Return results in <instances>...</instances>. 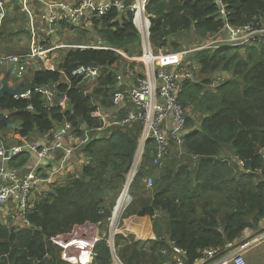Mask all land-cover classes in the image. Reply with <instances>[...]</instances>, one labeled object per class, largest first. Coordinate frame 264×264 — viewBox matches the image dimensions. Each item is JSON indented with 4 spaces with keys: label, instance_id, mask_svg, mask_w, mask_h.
I'll list each match as a JSON object with an SVG mask.
<instances>
[{
    "label": "trees",
    "instance_id": "1",
    "mask_svg": "<svg viewBox=\"0 0 264 264\" xmlns=\"http://www.w3.org/2000/svg\"><path fill=\"white\" fill-rule=\"evenodd\" d=\"M13 1L14 8L0 24V57L30 51L16 53L19 46L14 41L31 35L27 12L18 0ZM120 1L128 5L124 12L112 7L89 19L85 26L92 28L85 30L95 32L106 46L140 55L141 37L129 7L134 0ZM33 2V8L40 3ZM223 3L232 25L264 19V0ZM147 10L152 18V44L169 53L195 41H206L226 24L217 0H151ZM61 23L73 32L79 30L66 21ZM75 34V41L84 39L81 32ZM185 60L195 79L182 83L179 102L188 111L192 132L184 141V153L174 150L164 166L154 164V142L147 144L132 189L142 201L137 216L158 213L154 222L158 237L139 241L132 234H118L115 246L125 264H159L163 260L161 250L170 240L188 251L192 264L202 257L204 249L224 248L242 237L246 229H259L264 219V44L200 49ZM90 62L103 66L94 84L73 73ZM37 67L30 79L17 77L15 86L25 88L34 83L39 89L28 96L6 94L0 98L1 132H15L21 139L18 146H22L27 141L37 143V139L70 123L72 135L89 138L78 148L89 160L66 180L52 183L50 190L36 192L24 219L13 208L9 210L11 214L0 221V264H72L63 259L62 247L50 238L86 223L108 225L142 131L140 122L104 127L94 115L111 108L115 92L122 90L118 77L120 72L125 74V59L114 49L71 47L53 69ZM219 76L222 79L214 84ZM49 85L55 86L54 102L66 95L72 110L51 104L41 90ZM126 113L122 109L119 118ZM4 140L8 143L6 135ZM224 152L227 155L222 157ZM229 152L236 157L231 159ZM30 158L31 153L23 150L8 161L9 168L28 173ZM150 163L158 166L159 172H154L157 167H150ZM153 173L155 188L151 198H145L140 191ZM36 174L46 176V172ZM17 219L22 225L16 224ZM108 236L96 245L92 264H112ZM69 257L78 260V256ZM169 257L171 254L165 258Z\"/></svg>",
    "mask_w": 264,
    "mask_h": 264
},
{
    "label": "built area",
    "instance_id": "2",
    "mask_svg": "<svg viewBox=\"0 0 264 264\" xmlns=\"http://www.w3.org/2000/svg\"><path fill=\"white\" fill-rule=\"evenodd\" d=\"M33 1L34 0H21V5L30 18V32L33 38V43L29 49L30 51L24 54H8L1 56L0 74L3 72L4 64L13 66V71L19 78H22L27 69H29L36 61H38L37 66L44 69L54 68V65L50 64V60L51 54L57 46H49L48 39H43L40 42L37 41L38 24L36 19L37 16L33 8ZM150 1L151 0H136L129 5L131 11L134 13L133 22L141 37L143 50L140 55H130L122 49H115L106 46L102 41H99L97 44L64 45L66 47H80L83 49L111 48L120 54L125 60H130L135 64H142L144 67V71L139 73L134 67L129 70L130 74L138 76V83L136 85L130 87L128 90H118L115 92L113 96V106L116 108V113L111 120L106 118V115L103 113L105 112L104 110H98L94 113L96 117L103 121L104 127H109L114 124H131L133 122H140L142 124V131L139 137L136 156L127 176L128 190L139 171L146 146L150 141L154 142L155 145V151L153 153V161L155 165L164 166L165 159L171 155L174 150H180L181 155L184 153V141L187 135L192 132V129H190L187 122L189 115L188 111L179 102V94L184 81L195 79L194 71L188 68L185 60L186 57L184 56H187L196 50L205 48L219 49L245 46L248 44H264V22L262 20H253L242 26L232 25L226 19L227 13L223 0H217V2H221L222 4L220 12L226 20L224 28L219 33L221 34L224 32L221 39L209 43H203L192 49H183L176 53H169V51L164 50L163 48L156 51L151 42L152 18L147 10V5ZM10 3V0H0V24L7 14ZM45 5V18L50 27L57 24L61 17L69 24L79 26L83 22V19L89 20L94 16L99 17L112 7H116L120 12H124L128 6L125 2L120 0H107L103 3H99L97 0H76V3L72 5L62 2ZM165 58H175V60L164 61ZM73 73L84 80L96 81L101 74V69L87 64L78 67ZM53 91L48 88L45 90L51 104L63 108L68 107V97L65 95L55 103L53 100ZM23 96H28V94ZM122 109H126L127 113L126 116L120 119L118 112ZM71 130L72 126L70 123L64 124L61 126V132L56 133L54 141L48 143L41 149L38 148L37 143H26L22 146L13 145L12 157H15L23 150H28L30 153L36 154L39 158L51 157L54 151L59 148H63L65 154L60 159L61 162L52 167L48 176L43 179H41L35 171L19 174L18 172L11 170L9 167H1L0 217L3 211L6 209L9 211L13 208L16 214H18L21 219H24L38 184L42 181H48L51 184L57 182L56 177L62 173L68 163L69 157L73 155L78 147L73 144L64 145L63 140L76 137L71 134ZM1 138L2 135L0 134V155H4L5 150ZM84 142H89V138L79 139L78 145L81 146ZM262 154L264 157V151ZM5 162H8V159L5 158ZM145 182L147 188H151L154 184L152 177H148ZM157 216L158 213L154 215V217ZM110 224L111 232L108 237V243L112 251V260L114 264H124L120 259L115 246V234L121 232V228L118 226L120 229L117 227L116 231L113 232V227L115 225L114 219H111ZM95 227L97 228L94 224L75 226L71 232L59 236H52L50 240L54 244L62 247L65 260H72L73 264H92L96 255L95 247L103 239V236L106 235L100 233L99 236L98 230L95 229ZM84 231H96V234L90 237L89 251L91 262L76 261L69 257L73 255V257L77 258L78 253L75 251L77 246L72 244L74 242L71 243L72 245L68 246V244L72 239H76V237ZM232 244L233 243H228L227 246H231ZM249 245L250 242L246 241L235 249L232 254V262L234 264H249L245 256V249ZM70 247L72 250H70ZM202 253V257L204 258L214 257L219 253V248H206ZM161 254L163 256L171 254V257L165 259L160 264H168L170 260L175 264H189L188 251L179 247L174 241L170 240L168 246L161 250ZM201 260H203V258Z\"/></svg>",
    "mask_w": 264,
    "mask_h": 264
},
{
    "label": "crops",
    "instance_id": "3",
    "mask_svg": "<svg viewBox=\"0 0 264 264\" xmlns=\"http://www.w3.org/2000/svg\"><path fill=\"white\" fill-rule=\"evenodd\" d=\"M41 2L38 3L34 11L37 16V28H38V33H37V41L40 42L43 39H48V45L51 47L57 46V48L52 52L51 54V60L50 64L55 65L60 62V59L62 55L65 53V51L69 48L64 45H81V44H97L101 38L98 37V35L95 32H87L86 30L91 29L92 25L90 26H85L89 25L90 21L83 19V22L79 26H75L77 31L73 32L69 30L68 28L65 27L61 22H65L63 18L61 17L58 21L57 24L53 25L50 27L48 25L47 19L45 18V13H46V5L49 3H56V2H62V3H67L68 5H72L76 3V0H40ZM99 3L106 2L107 0H97ZM136 1V0H134ZM11 3L8 6L7 13L10 12L14 8V1H10ZM18 2L21 4V0H18ZM13 3V4H12ZM43 3V5H42ZM34 4V2H33ZM2 22V21H1ZM86 29V30H85ZM76 32H81L82 38H84L81 42H77L74 40V37L77 36L75 34ZM82 32H86V35H83ZM220 33V32H219ZM218 33V34H219ZM217 34V35H218ZM30 38L28 39L26 36H23L20 39H16L14 41V44H17L19 47L17 48L16 53H21L28 51L31 48V45L33 43V38L32 34L30 32ZM69 42H74V44H69ZM6 45V42L2 44V50H4V47ZM154 46V45H153ZM142 47V46H141ZM143 48V47H142ZM154 48H156L154 46ZM1 50V51H2ZM156 50V49H155ZM160 50V48L158 49ZM156 50V51H158ZM37 62L36 61L32 66H30L29 69L25 72L24 76L27 78H31L32 75L34 74V71L39 69L37 67ZM125 65H126V71L125 74L123 72H120L119 74V86L122 87V90H128L130 87L136 85L138 83V76L134 74H130L129 70L134 67V69L137 70L139 73V70L137 68V63H133L130 60H125ZM13 66L9 64H4L3 65V72L0 74V79L12 69ZM225 74V73H224ZM15 79V80H14ZM17 78L16 73L13 71L11 74V84L16 85L17 84ZM114 107V106H113ZM126 111V109H125ZM0 133L2 136L5 133H2L0 130ZM57 132H54L51 135H45L42 136L40 139H37V143L43 147L47 145L48 142L53 140L52 138L55 139V135ZM6 135V140L8 144H13L14 146L18 145V142L21 141L20 136L17 135L15 132H10L8 135ZM51 139V140H50ZM54 141V140H53ZM79 138L74 137L73 139H67L63 140L64 145L66 144H73L78 148L80 146L78 145ZM23 142V141H22ZM28 143V141H27ZM32 143V142H31ZM77 149L73 153L72 156L69 157L68 163L66 164L64 170L62 171L61 174H59L56 178L58 183L60 181H64L69 177L71 173L78 172L82 169V166L86 161H88L89 156H87L84 153L78 152ZM65 150L63 148H59L54 151V153L51 155V157L47 158H39L36 156V154L31 153V158L28 164V169L29 171H40V173H45L46 176H48L50 170L52 167L58 165L61 161L60 159L64 156ZM63 155V156H62ZM225 155V153H223ZM231 158V157H230ZM59 159V160H58ZM232 159V158H231ZM48 166V167H47ZM52 166V167H51ZM39 176V175H38ZM40 177V176H39ZM43 179V177H40ZM51 189V183L48 181H42L38 184L37 190H40V192L48 191ZM37 192V191H36ZM34 195V194H33ZM8 214H11L10 211H5L2 212V215L0 217V221H4L6 219V216ZM134 214V217L131 218L132 222L127 225L125 223V229L130 228L131 225L133 227H137L138 230L141 232H146V233H155L154 231V225H153V219L150 216H137ZM93 229V228H90ZM129 231H133V229H128ZM127 230V231H128ZM96 231H84L82 234L76 237V239H72L70 241L69 245H76L77 249L75 250L78 253V260L83 261V262H90L91 261V255H90V237L92 235H95ZM79 239V240H77ZM246 241L250 242V245L245 249V256L249 262V264H264V219L260 222L259 229H246L239 239H237L231 246H226L224 248L219 249V253L215 255L214 257L210 258H204L201 257L197 259L194 263L192 264H234L232 262V254L235 251L236 248H238L240 245L245 243ZM74 242V243H72ZM72 243V244H71ZM70 250L72 248L70 247ZM112 254V251H111ZM79 255L81 256V260L79 258ZM120 257V256H119ZM166 256H163V260L160 262L162 263L166 258ZM203 258V260H201ZM121 259V258H120ZM123 262V261H122ZM189 262V261H188ZM124 263V262H123ZM159 263V264H160ZM112 264H114L112 260ZM125 264V263H124ZM168 264H175L172 260ZM190 264V263H189Z\"/></svg>",
    "mask_w": 264,
    "mask_h": 264
},
{
    "label": "rangeland",
    "instance_id": "4",
    "mask_svg": "<svg viewBox=\"0 0 264 264\" xmlns=\"http://www.w3.org/2000/svg\"><path fill=\"white\" fill-rule=\"evenodd\" d=\"M263 22H264V19L262 20ZM223 35H224V32L223 33H221V34H218V35H213V36H209V38L206 40V41H204V42H199V41H195L192 45L191 44H188V46L186 45V47L184 48V49H187V48H195L196 46H199V45H201V44H203V43H209V42H212V41H214V40H219V39H221L222 37H223ZM248 45H250V44H248ZM245 46H247V45H245ZM156 50H158L157 48H155ZM189 56V54L187 55V56H184V57H186V59H187V57ZM183 57V58H184ZM164 61H167L166 59L164 60ZM138 66H137V68H138V70H139V72H143L144 71V67H143V65L142 64H137ZM210 76H212L211 74H209L208 75V77H210ZM222 78L219 76V77H217V79L216 80H214V84H216V83H218L220 80H221ZM15 80V79H14ZM85 81H87V80H85ZM97 81V80H96ZM96 81H93V82H91L92 84H94ZM92 86H94V85H92ZM17 87V86H16ZM88 93V92H87ZM105 115H106V118L108 119V120H111L112 118H113V116H114V114L116 113V108H114L113 106L111 107V108H107V111H105V112H103ZM77 151L79 152V149H77ZM264 151V148L262 149V152ZM225 153V152H224ZM228 153V152H227ZM231 153H232V151H231ZM230 152H229V154L230 155H232ZM226 154V153H225ZM232 159H234L236 156L235 155H232V156H230ZM143 164V163H142ZM151 165H150V167L151 166H154V164L153 163H150ZM142 165H140V167H141ZM154 167H157L156 168V170L154 171V172H159V168H158V166H154ZM140 169V168H139ZM154 174L155 173H153L150 177H152L153 178V180H154V184H153V186L150 188V189H145V186H144V189H143V191H140V192H144V196H145V198H151V196H152V193H153V191H154V188H155V177H154ZM127 176H128V174H127ZM147 179V178H146ZM145 179V180H146ZM126 182H127V177H126V181H125V183L124 184H122V187H121V190H120V192H119V195L117 196V198H116V203H115V207L117 206V204H118V202L117 201H119V199L122 197V194L125 192V189H126ZM36 191L37 192H40V190H37L36 189ZM36 191H35V193H34V195H33V197H35L36 196ZM130 193H131V195H132V197H131V195H130V197H131V199H130V202H129V204L127 205L128 207H126L125 208V210L123 211V213H122V215H121V217H120V219H119V221H118V223L116 224V225H114V227H113V232L114 231H116V228L118 227V226H120V230H121V232H118V233H116L115 234V237L118 235V234H122L123 236H125V237H128V235H133L134 236V238L136 239V240H141V241H146V240H153V239H155L156 237H158V235H157V233L155 232V233H146V232H141L140 230H138V228L137 227H133L132 225H131V227L130 228H127V230L128 229H133V231H127L124 227H125V223H127V225H129V223L130 222H132V220H131V218L132 217H134V214H135V212L139 209V205L142 203V201H141V197H139V196H135L134 194V190L131 188V190H130ZM32 197V198H33ZM115 207H114V210H113V214H112V217L110 218V220L111 219H114V211H115ZM136 216L135 217H137V214H135ZM152 219H153V225H154V222L156 221V217H151ZM158 218V217H157ZM110 220L108 221V225H105V226H103V225H97V228L95 227V229H97L98 230V234H99V236H100V233L101 234H104V233H106V234H110V232H111V224H110ZM159 222L160 223H162V220H159ZM16 224L17 225H22V222L19 220V219H17L16 220ZM124 244V243H123ZM110 246V245H109ZM111 248V247H110ZM116 249H117V252H118V254H119V256H121V253H120V251H119V249L116 247ZM63 258H64V256H63Z\"/></svg>",
    "mask_w": 264,
    "mask_h": 264
},
{
    "label": "water",
    "instance_id": "5",
    "mask_svg": "<svg viewBox=\"0 0 264 264\" xmlns=\"http://www.w3.org/2000/svg\"><path fill=\"white\" fill-rule=\"evenodd\" d=\"M36 1H40V0H35ZM41 2V1H40ZM218 5L221 6V2H218ZM89 66L92 67H99L100 69L103 68V66H99L98 63L96 62H90L88 64ZM14 70V67H12V69L10 71H8L1 79H0V98L4 97L6 94L9 95H13V96H23L25 94H29L33 89H39V87L34 84V83H30L27 87L25 88H21V87H16L14 85L11 84V74ZM224 73L226 74L227 72L224 71ZM49 90L53 91L55 89L54 85H49L47 87ZM46 87L41 88V90L45 91L47 89ZM70 110L73 109L72 106H68ZM58 132H61V126H59L57 128ZM5 138V134L2 136L1 138V142L3 143V147H4V155H0V168L1 167H5L8 168V162H5V158L8 159V161L10 159H12V154H13V144H8L5 142L4 140Z\"/></svg>",
    "mask_w": 264,
    "mask_h": 264
},
{
    "label": "bare ground",
    "instance_id": "6",
    "mask_svg": "<svg viewBox=\"0 0 264 264\" xmlns=\"http://www.w3.org/2000/svg\"><path fill=\"white\" fill-rule=\"evenodd\" d=\"M167 61H170V60H175V58L173 59H170V58H165ZM164 59V60H165ZM128 189H126V191L122 194V197L120 198L115 208V211H114V222H115V225L118 223L123 211L125 210L126 207H128L127 205L129 204L130 202V196L128 195ZM114 210V209H113Z\"/></svg>",
    "mask_w": 264,
    "mask_h": 264
},
{
    "label": "clouds",
    "instance_id": "7",
    "mask_svg": "<svg viewBox=\"0 0 264 264\" xmlns=\"http://www.w3.org/2000/svg\"><path fill=\"white\" fill-rule=\"evenodd\" d=\"M221 7V6H220ZM238 47H243V46H238ZM69 48H71V47H69ZM18 77V76H17ZM57 132H58V130H57ZM225 155H227V154H225ZM225 155H223L222 157H224ZM132 168V167H131ZM130 168V169H131ZM130 171V170H129ZM127 182H128V179H127ZM127 182H126V189H127ZM133 183V182H132ZM131 188H132V184H131V187H130V189L129 190H127L128 191V195L130 196L131 195V193H130V190H131ZM126 189H125V191H126ZM145 189H150V188H147L146 187V185H145ZM131 197H132V195H131ZM131 197H130V199H131ZM120 200V199H119ZM116 208V207H115ZM159 216V215H158ZM157 216V217H158ZM154 217V216H153ZM156 217V218H157ZM110 222H111V220H110ZM86 224H93V223H86ZM85 225V224H84ZM94 225H96L97 226V224H94ZM78 226H81V225H78ZM74 229V228H73ZM72 229V230H73ZM104 234H106V233H104ZM103 235V234H102ZM104 237V236H103ZM109 237V236H108ZM157 238V237H156ZM155 238V239H156ZM154 240V239H153ZM119 255V254H118ZM62 257H63V252H62ZM80 258V260H81V256L79 257ZM64 259V258H63ZM65 260V259H64ZM94 260V259H93ZM67 261V260H66ZM68 262H70V263H72L73 264V261L71 260V261H68ZM91 262V261H90ZM92 263H93V261H92Z\"/></svg>",
    "mask_w": 264,
    "mask_h": 264
}]
</instances>
